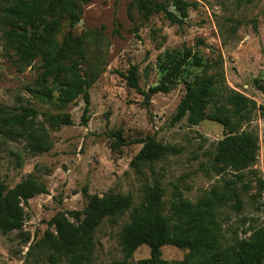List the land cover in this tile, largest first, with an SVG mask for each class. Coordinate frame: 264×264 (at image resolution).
Returning a JSON list of instances; mask_svg holds the SVG:
<instances>
[{
	"label": "rangeland",
	"instance_id": "rangeland-1",
	"mask_svg": "<svg viewBox=\"0 0 264 264\" xmlns=\"http://www.w3.org/2000/svg\"><path fill=\"white\" fill-rule=\"evenodd\" d=\"M144 1L163 3L184 24L172 23L162 12L145 16L135 0H79L81 20L71 26L60 19L51 37L59 47L70 36L80 42L61 61L74 72L56 73L42 54L31 63L22 59L19 43L9 33L13 20L5 12L15 0H0V184L8 190L33 177L48 191L30 199L20 230L0 231V264H140L151 256L150 247L142 245L125 262L120 234L130 213L143 203L145 187L156 183L165 190L167 213L182 199H214L223 248L264 226V0H182L189 3L186 14L176 0ZM51 20L55 25L57 19ZM185 47L212 66L197 67L192 59L168 92H153L161 83L166 53L181 57ZM133 65L138 67L139 89L130 87L122 74ZM76 75L91 82L87 125L81 122L86 105L82 95L66 108L58 105L62 83L75 81ZM207 77L222 91L228 88L248 99V118L240 132L254 134L260 150L247 169L224 168L217 161L228 149V137L236 133L234 120L229 126L213 120L191 125L187 118L173 124L187 84ZM23 106L38 111L35 123L49 134L50 150L33 154L30 129L4 124V118ZM47 115H70L73 124L51 122ZM117 130L126 142L112 148L116 140L110 133ZM148 136L170 152L153 163L135 165L143 147L136 141ZM110 191L131 194L134 206L115 220L106 219L81 258L40 244L48 230L54 231L53 217L83 210L90 196ZM187 253L166 245L162 259L174 263Z\"/></svg>",
	"mask_w": 264,
	"mask_h": 264
},
{
	"label": "trees",
	"instance_id": "trees-1",
	"mask_svg": "<svg viewBox=\"0 0 264 264\" xmlns=\"http://www.w3.org/2000/svg\"><path fill=\"white\" fill-rule=\"evenodd\" d=\"M145 16L151 13H164L172 22L184 24L180 18L167 6L160 2L135 0ZM180 10L186 14L189 3L176 0ZM6 15L13 20L10 35L19 43V53L22 59L31 63L39 54L47 59L56 73L74 72L61 61L71 52V48L80 47V42L72 36L65 45H54L52 31L60 26V19H66L74 26L81 20L82 8L79 0H15L5 9ZM57 19L51 25V19ZM54 22V21H53ZM45 23L44 30L39 24ZM45 33V35H44ZM167 60L161 64L163 76L161 83L152 91L168 92L170 84L185 70L194 59L197 67H210L212 64L203 62L196 57L191 47H185L183 55L178 57L166 53ZM123 77L130 87L139 89L138 67L133 65ZM90 80L76 75L75 81L62 83L58 97V105L68 107L79 96L85 100L82 125L90 120L91 96ZM217 85L212 77L189 82L184 97L181 99L173 124L187 118L189 124L197 125L204 120H213L225 126L235 121L236 133L228 137V149L220 154L217 161L224 168L244 170L254 165L258 159L260 145L257 137L247 131L240 132L242 123L248 118V99L239 92ZM264 90V87L260 86ZM213 106L206 111L208 104ZM20 113L4 118V124L21 128L28 127L33 142L30 144L33 154H39L51 149L49 134L44 127L36 126L38 111L34 107L23 106ZM51 122L62 125H72L70 115H47ZM115 143L112 148L124 145L126 139L121 130L112 131ZM143 143L142 149L133 160V164L153 163L167 153L170 148L159 142L155 137H146L136 141ZM44 185L35 178L29 177L14 188L6 189L0 184V231L9 234L20 230L25 223L26 207L30 199L47 193ZM165 190L156 183L145 187L143 203L130 213V221L125 224L120 234V243L125 262L133 257L142 245L150 247L151 256L140 261V264H263L264 263V226L256 229L249 238L239 239L235 244L221 247L216 229V201L201 200L191 203L187 200L173 202L170 211L165 212ZM134 206L131 194H121L113 191L103 196H90L83 210H72L60 213L50 220L54 231L48 230L40 244L52 251L72 255L75 258L83 256L84 249L93 245L95 232L106 220L128 213ZM68 214V216H67ZM166 245L187 249L186 256L171 263L162 259V248Z\"/></svg>",
	"mask_w": 264,
	"mask_h": 264
},
{
	"label": "water",
	"instance_id": "water-1",
	"mask_svg": "<svg viewBox=\"0 0 264 264\" xmlns=\"http://www.w3.org/2000/svg\"><path fill=\"white\" fill-rule=\"evenodd\" d=\"M146 99L149 100V99H150V95H147V96H146Z\"/></svg>",
	"mask_w": 264,
	"mask_h": 264
}]
</instances>
